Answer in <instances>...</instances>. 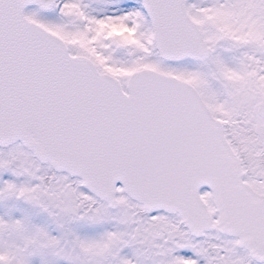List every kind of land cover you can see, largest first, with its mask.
<instances>
[{
  "label": "snow or ice",
  "instance_id": "snow-or-ice-1",
  "mask_svg": "<svg viewBox=\"0 0 264 264\" xmlns=\"http://www.w3.org/2000/svg\"><path fill=\"white\" fill-rule=\"evenodd\" d=\"M0 264H264V0H0Z\"/></svg>",
  "mask_w": 264,
  "mask_h": 264
}]
</instances>
